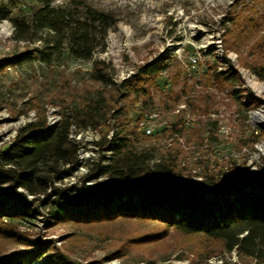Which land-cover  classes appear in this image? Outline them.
Wrapping results in <instances>:
<instances>
[{
	"label": "rangeland",
	"instance_id": "obj_1",
	"mask_svg": "<svg viewBox=\"0 0 264 264\" xmlns=\"http://www.w3.org/2000/svg\"><path fill=\"white\" fill-rule=\"evenodd\" d=\"M1 6L19 18L30 17L36 7L28 0H0ZM51 6L74 13L96 9L112 15L115 23L102 39L103 49L98 47L91 60L73 58L63 50L53 52L49 65L36 59L0 70V152L41 111L47 126L54 114L61 117L65 107L103 89L107 97L113 96L112 107L126 113L124 120L130 126L136 111L140 113L137 131L144 134L141 121L153 125V133L140 146L155 155L152 162L171 158L182 178L203 181L205 175L214 174L217 182L222 171L234 172L233 161L250 175L264 170V78L251 68L264 66V0H52ZM248 27L252 32H241ZM13 35L11 21L0 20V61L35 47L48 51L44 45L53 36L39 31L32 34L33 42H23ZM192 58L197 60L195 66ZM98 61L109 65L108 78L115 84L142 64L161 62L167 67L153 80H144L146 103L142 96L116 101L111 84L89 78ZM230 72L236 80L225 78ZM96 138L95 143L98 131ZM248 138L254 142L242 145ZM110 148L98 147L90 165L79 170L74 166L54 185L69 198L78 196L91 165L101 162ZM6 189L0 185V202L9 201ZM25 195L33 201L32 195ZM38 199L31 208L38 209L37 217L12 227L31 244H22L6 232L0 234V254L25 256L24 264H243L234 253H220L216 241L183 235L156 221H56L50 213L56 198L40 195ZM61 203L65 200L53 206ZM39 244L47 245L46 253L32 262L31 253Z\"/></svg>",
	"mask_w": 264,
	"mask_h": 264
},
{
	"label": "trees",
	"instance_id": "obj_2",
	"mask_svg": "<svg viewBox=\"0 0 264 264\" xmlns=\"http://www.w3.org/2000/svg\"><path fill=\"white\" fill-rule=\"evenodd\" d=\"M28 1L36 5L30 17H12L7 7L1 6L0 20L11 21L16 41L33 42V33L49 32L52 39L44 45L48 51L38 47L23 50L0 61V70L36 59L49 65L53 52L63 50L73 58L91 60L98 47L103 49L102 39L115 23L112 15L96 9L74 13L51 6L52 0ZM247 31L252 32L250 27L241 29ZM166 67L161 62L142 64L135 73L115 84L108 78L109 65L98 61L94 62L89 78L100 85L111 84L116 101L142 96L146 103L149 95L143 87L144 80H153ZM251 68L260 79L264 78L263 65L253 64ZM220 75L223 74L217 73V77ZM225 78L236 80L231 72ZM112 99V95L107 97L103 89H97L88 99L65 107L60 121L49 132L44 131L46 117L42 111L35 121L18 129L7 149L0 152V185L7 186L5 192L9 196L8 203L0 202V234L9 233L22 244H31L12 227L37 217L38 209L31 208L40 195L53 196L56 199L50 204V213L56 221H156L183 235L216 241L220 253H234L243 264H264V170L250 175L245 169L238 170L233 161L234 172L222 171L224 174H219L223 176L217 182L214 174L205 175L203 181L182 178L171 158L152 162L155 155L140 146L147 135L136 130L140 113L133 112L134 124L130 126V121L124 120L126 113L112 107ZM72 125L97 130L99 149L110 146L113 155L107 164L102 165V160L92 164L83 179L84 191L69 198L54 183L77 164L78 146L68 138ZM253 142L248 138L242 145ZM242 167L246 168L244 161ZM98 175L103 178L98 180ZM88 181L92 183L85 184ZM18 188L23 192H18ZM25 193L32 195L33 201ZM63 200L65 203L53 206ZM39 246L32 251L30 261H37L46 253L47 245ZM210 256L213 255L207 258ZM24 257L17 253L0 254V264H24Z\"/></svg>",
	"mask_w": 264,
	"mask_h": 264
},
{
	"label": "bare ground",
	"instance_id": "obj_3",
	"mask_svg": "<svg viewBox=\"0 0 264 264\" xmlns=\"http://www.w3.org/2000/svg\"><path fill=\"white\" fill-rule=\"evenodd\" d=\"M55 115V114H54ZM49 118L47 121L45 132H49L61 119L60 116H54ZM257 116V115H256ZM263 120V119H262ZM145 121H141L140 125L145 135H148V129L144 128ZM148 126L153 125L147 122ZM112 131L108 134V137L111 136ZM97 130L91 128H76L74 125L70 127L68 138L71 142L75 143L78 146L77 153V164L78 170L83 168V165L88 162H93L95 158V152L98 150L97 142L95 143ZM98 152V151H97ZM113 155L112 149L106 150V155L102 159V164H107ZM221 179V178H220ZM219 179V180H220Z\"/></svg>",
	"mask_w": 264,
	"mask_h": 264
},
{
	"label": "built area",
	"instance_id": "obj_4",
	"mask_svg": "<svg viewBox=\"0 0 264 264\" xmlns=\"http://www.w3.org/2000/svg\"><path fill=\"white\" fill-rule=\"evenodd\" d=\"M191 62H192V63H191V66H195L197 60H196L195 58H192V59H191ZM144 128H147V129H148V135H150V134L153 133V131H152V126H148L146 120H145ZM101 150H102V149H101Z\"/></svg>",
	"mask_w": 264,
	"mask_h": 264
}]
</instances>
